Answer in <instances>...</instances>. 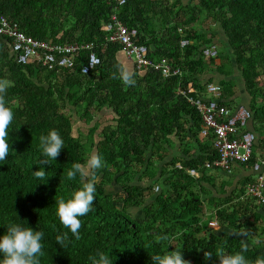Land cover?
<instances>
[{
	"label": "trees",
	"instance_id": "16d2710c",
	"mask_svg": "<svg viewBox=\"0 0 264 264\" xmlns=\"http://www.w3.org/2000/svg\"><path fill=\"white\" fill-rule=\"evenodd\" d=\"M0 15L49 43L93 42L99 58L86 73L82 52L55 69L20 64L10 39L0 35V80L9 83L6 102L14 111L13 150L0 161V224L15 219L42 228V264H89L98 249L110 252L113 264H156L154 256L169 244L190 264H220L222 250L240 249L242 238L232 233L245 230V255L254 260L264 253V209L245 190L253 180L251 164L264 161L257 150L264 149V0H0ZM113 17L137 30L133 38L149 58L165 57L178 72L126 67L122 46L107 40L104 27ZM206 48L215 54L205 55ZM121 69L134 83L125 82ZM234 74L249 98L246 128L254 137L249 162L234 163L242 177L232 174L234 164L206 167L215 152L201 135L200 114L181 92L206 95V86H216L217 100L228 106ZM51 128L65 147L46 163L39 136ZM93 152L102 154L104 166L69 179L73 163L86 166ZM40 167L46 179L35 175ZM92 176L96 198L81 217L77 239L61 223L58 201ZM5 230L0 225V234ZM64 232L65 248L56 239Z\"/></svg>",
	"mask_w": 264,
	"mask_h": 264
},
{
	"label": "built area",
	"instance_id": "2783aa9c",
	"mask_svg": "<svg viewBox=\"0 0 264 264\" xmlns=\"http://www.w3.org/2000/svg\"><path fill=\"white\" fill-rule=\"evenodd\" d=\"M111 1H117V4L124 2V0ZM104 28L109 32L107 40L119 43L125 55L132 59L138 69L151 67L164 75L178 72L179 69H173L165 57L157 60L149 58L147 47L133 38L137 34L135 28H128L114 17ZM0 35L10 39L14 59L20 64L38 63L43 67L55 69L70 65L72 56L78 57L81 52L84 53L81 72L86 73L99 63L93 42L49 43L25 34L16 21L2 15H0ZM186 44V39L181 40L182 46ZM203 53L210 56L215 54V50L206 48ZM181 92L201 116L203 124L201 135L211 140L215 159L206 163V167L229 169L236 162H249L253 152L254 137L246 127L251 118V111L243 105L230 108L219 103L216 86H206V95H199L192 88ZM263 163L264 161L260 160L251 164L253 180L246 184L245 190L256 197L264 209Z\"/></svg>",
	"mask_w": 264,
	"mask_h": 264
},
{
	"label": "clouds",
	"instance_id": "9594fccd",
	"mask_svg": "<svg viewBox=\"0 0 264 264\" xmlns=\"http://www.w3.org/2000/svg\"><path fill=\"white\" fill-rule=\"evenodd\" d=\"M121 71L126 83H134L129 71L125 69H121ZM8 87L9 83L7 80H0V161L6 160L9 152L13 150L10 148L9 126L14 119V111L6 102ZM39 147L42 151L44 162L51 163L52 160L56 161L61 149L65 147V140L58 129L51 128L46 134L42 133L39 136ZM37 162L39 163L40 161ZM103 166L104 157L102 154L93 152L86 166H82L80 162H74L67 171V177L72 179L78 174L81 177H87L89 170L100 169ZM34 173L37 177L44 179L48 175L44 167L38 168ZM96 192V177L92 176L79 189L75 190L71 196L68 198L61 197L58 201L57 215L61 223L77 239L81 235V217L91 210L96 198ZM0 225H6V230L0 234V264H42L41 258L45 254V232L42 228H34L28 222L26 225L23 222H17L15 219L8 220L6 224ZM232 234H237L242 238L240 240V249L236 252H224L222 250L219 255L220 264H264V253L257 255L254 260L245 255L249 248V244L244 239L248 235L246 230ZM56 239L57 243L65 248L68 232L58 235ZM161 239L167 240L168 236L164 235ZM169 245L168 250L163 255L154 256L156 264H190V261L184 258L181 248L175 247L174 250H169ZM211 255L209 252L206 253V256ZM88 260L89 264H113L114 261L110 252L101 249H98L94 254H90Z\"/></svg>",
	"mask_w": 264,
	"mask_h": 264
},
{
	"label": "crops",
	"instance_id": "0c3cea01",
	"mask_svg": "<svg viewBox=\"0 0 264 264\" xmlns=\"http://www.w3.org/2000/svg\"><path fill=\"white\" fill-rule=\"evenodd\" d=\"M119 56L121 57V59H122V62L124 63V65L126 66V67H128L129 69H131L132 68V65H133V61H132V59H130V58H128L123 52H120L119 53ZM236 74H234L233 75V78H232V80H234L235 81V84L237 85V81L239 82L240 81V79L238 78V80L236 79ZM238 77V76H237ZM235 85V86H236ZM243 88V86H242V83H241V85H240V87L239 88H236V87H234L233 88V92H234V94H233V96L230 98V99H232L234 96H236V97H239L240 98V105H246L247 103H248V100H249V98L247 97V96H244V95H242L243 94V92L241 91V89ZM238 92V93H237ZM239 170V171H238ZM238 172V173H237ZM232 174L235 176V175H237V176H243V175H245L243 172H242V169H239V166H237L236 164H234L233 165V169H232ZM246 174H248V173H246Z\"/></svg>",
	"mask_w": 264,
	"mask_h": 264
},
{
	"label": "rangeland",
	"instance_id": "374dc122",
	"mask_svg": "<svg viewBox=\"0 0 264 264\" xmlns=\"http://www.w3.org/2000/svg\"><path fill=\"white\" fill-rule=\"evenodd\" d=\"M236 77V79L238 80V77H237V75L235 76ZM236 84H235V82H234V86H235ZM240 85H241V81H237V85L235 86L236 88H239L240 87ZM238 93V92H237ZM233 100L232 101H228L229 103H228V106L229 107H236V106H238V105H240V98L239 97H236V96H234L233 98H232ZM105 113H108L107 111L105 112ZM104 117H105V120L107 121V120H109L110 119V117H111V114H104ZM259 152H261V153H264V149H257ZM219 180H221V178H218L217 179V181H216V183L219 181ZM116 186L115 185H111V186H109L108 187V189L109 190H116ZM155 188V190H158V186H155L154 187ZM134 212H137V209H135L134 210ZM138 212H140V210H138Z\"/></svg>",
	"mask_w": 264,
	"mask_h": 264
}]
</instances>
